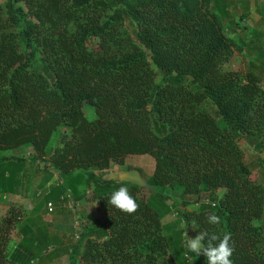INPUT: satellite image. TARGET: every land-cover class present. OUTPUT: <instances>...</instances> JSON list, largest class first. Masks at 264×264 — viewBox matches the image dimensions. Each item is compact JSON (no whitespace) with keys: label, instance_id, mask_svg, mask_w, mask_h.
Listing matches in <instances>:
<instances>
[{"label":"trees","instance_id":"1","mask_svg":"<svg viewBox=\"0 0 264 264\" xmlns=\"http://www.w3.org/2000/svg\"><path fill=\"white\" fill-rule=\"evenodd\" d=\"M229 15L222 0L0 2V192L12 191L20 172L26 181L38 174L47 191L57 172L47 202L99 203L106 221L59 246L70 264H207L186 248L203 232L231 234L233 264H264V227L255 223L264 184L239 142L264 140V77L227 67L245 47L226 34ZM253 18L245 10L236 26ZM143 154L155 158L151 188L111 179L114 164ZM120 187L136 213L108 205ZM213 213L219 225L206 221ZM18 217L0 219V264L19 258L6 252ZM21 246L30 248L26 239ZM38 249L41 261L54 253Z\"/></svg>","mask_w":264,"mask_h":264},{"label":"crops","instance_id":"2","mask_svg":"<svg viewBox=\"0 0 264 264\" xmlns=\"http://www.w3.org/2000/svg\"><path fill=\"white\" fill-rule=\"evenodd\" d=\"M251 11L255 17L256 13L254 10L251 9ZM254 30L256 31V29ZM262 32L259 36L262 35ZM259 36L254 37L253 40L255 41L257 39L259 41ZM258 44L260 55L254 58L252 57V59L248 58L247 60L259 62L260 67H250V69H256L264 77V44L263 42H259ZM251 62L250 64H252ZM251 141H253L256 148L259 145L258 150L261 151L264 149V140H261L260 144L253 139ZM250 143L252 144V142ZM53 145H56L55 137ZM15 151L19 153L25 152L26 148L21 147ZM24 154L28 155L29 151ZM121 170L116 169L114 171ZM22 175L23 172L18 174V180L13 185L12 191L0 192V219L8 216L11 210H16L19 215L6 243V252L8 255L11 256V254L16 253L19 258L15 262H9V264H29V257L32 258L31 261L33 263L36 262L37 264H70L71 254L63 248L59 249V246L73 245L74 242L79 240L80 231L83 229V226L92 227L96 224H101L106 221V215L101 211L99 203L93 199H81L74 202V204L64 198L60 200H49L55 204V211L49 213L45 195L54 185L57 186L60 184L59 174L55 172V177L46 184L47 191L39 188L40 178L38 174L36 176L33 175L30 181H26ZM24 239L29 242L30 248L27 250L21 246V242ZM44 246H48L45 252L54 253L48 256L47 260L42 261L33 257L31 250L34 249L37 252L39 251L38 247L43 248ZM79 256L80 254L77 255V259ZM76 263L83 264L80 260H77Z\"/></svg>","mask_w":264,"mask_h":264},{"label":"rangeland","instance_id":"3","mask_svg":"<svg viewBox=\"0 0 264 264\" xmlns=\"http://www.w3.org/2000/svg\"><path fill=\"white\" fill-rule=\"evenodd\" d=\"M6 0H0L1 3H4ZM229 7L230 17H225L224 25L226 26V34L232 35L238 45H245L243 48V53L239 51H235L234 56L228 63V68L246 70L250 67H260V63L257 61L251 62L247 60V53L250 51L254 57H257V51L259 50V42L264 44V3L261 0H222ZM254 10L255 18L249 19L247 21L248 26L237 27L236 22L239 21V17L241 13L245 10ZM232 19V22H231ZM246 28V29H245ZM254 29H260L257 32ZM263 31V32H262ZM262 32V35L259 34ZM256 33V34H255ZM255 34V35H254ZM259 36V41H254V37ZM255 44H251L253 42ZM251 47V48H250ZM250 62L252 64H250ZM250 64V65H249ZM159 77H157V81H159ZM207 108L211 111L215 112L214 107L210 103H205ZM85 111L87 116L90 119L96 117V112L94 110V106L88 104L85 105ZM58 136L55 138V142L57 143ZM242 146L246 161L251 165L252 168V177L256 182H264V166H262V159L264 158V149L258 150L255 147L253 141L247 139V141H239ZM252 142V144L250 143ZM128 167L139 169L142 177L144 179L150 177L154 171L155 167V158L151 154H143V155H129L126 159L125 164H114L112 169H127ZM264 184V183H263ZM179 190V189H177ZM173 191V190H172ZM180 191V190H179ZM225 192V188H220L215 195H222ZM149 193L147 192V195ZM211 198V194L208 192H204L202 195L203 200H208ZM176 199V198H175ZM169 203V201H167ZM170 204H173V201H170ZM256 224H263L264 227V217L260 220L255 221Z\"/></svg>","mask_w":264,"mask_h":264},{"label":"clouds","instance_id":"4","mask_svg":"<svg viewBox=\"0 0 264 264\" xmlns=\"http://www.w3.org/2000/svg\"><path fill=\"white\" fill-rule=\"evenodd\" d=\"M116 175H122L117 173ZM108 205L126 213L134 214L139 209L137 200L133 197L127 187H120L114 191L108 199ZM206 221L211 225H219L221 219L216 214H207ZM207 238V244L204 243ZM232 240L231 234L225 232L221 238L216 233H199L195 238L187 239L186 248L188 252L195 253L200 256L203 254L206 257L207 264H233L231 257L234 248L230 243ZM219 241L218 243H213Z\"/></svg>","mask_w":264,"mask_h":264},{"label":"water","instance_id":"5","mask_svg":"<svg viewBox=\"0 0 264 264\" xmlns=\"http://www.w3.org/2000/svg\"><path fill=\"white\" fill-rule=\"evenodd\" d=\"M117 173L122 175H116ZM111 179L115 181H126L131 182L142 188H151L152 186L142 177L138 170H121L112 171L110 175ZM170 203V202H169Z\"/></svg>","mask_w":264,"mask_h":264},{"label":"built area","instance_id":"6","mask_svg":"<svg viewBox=\"0 0 264 264\" xmlns=\"http://www.w3.org/2000/svg\"><path fill=\"white\" fill-rule=\"evenodd\" d=\"M47 209L49 213H53L55 211V204L53 201L47 202Z\"/></svg>","mask_w":264,"mask_h":264}]
</instances>
